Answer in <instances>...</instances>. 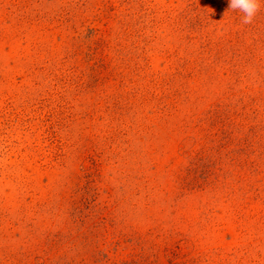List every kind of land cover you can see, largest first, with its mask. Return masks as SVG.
<instances>
[{
    "label": "rangeland",
    "instance_id": "374dc122",
    "mask_svg": "<svg viewBox=\"0 0 264 264\" xmlns=\"http://www.w3.org/2000/svg\"><path fill=\"white\" fill-rule=\"evenodd\" d=\"M0 0V264H264V3Z\"/></svg>",
    "mask_w": 264,
    "mask_h": 264
},
{
    "label": "clouds",
    "instance_id": "9594fccd",
    "mask_svg": "<svg viewBox=\"0 0 264 264\" xmlns=\"http://www.w3.org/2000/svg\"><path fill=\"white\" fill-rule=\"evenodd\" d=\"M261 3H264V0H228L229 8L242 14L243 24L252 23Z\"/></svg>",
    "mask_w": 264,
    "mask_h": 264
}]
</instances>
